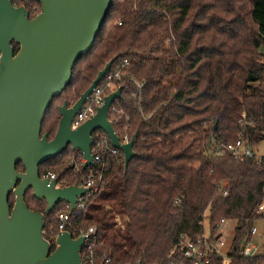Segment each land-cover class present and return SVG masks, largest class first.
Returning a JSON list of instances; mask_svg holds the SVG:
<instances>
[{
	"label": "trees",
	"instance_id": "16d2710c",
	"mask_svg": "<svg viewBox=\"0 0 264 264\" xmlns=\"http://www.w3.org/2000/svg\"><path fill=\"white\" fill-rule=\"evenodd\" d=\"M12 2L24 3L30 17L40 8L35 0ZM115 55L112 68L127 58L123 71L143 85L133 97L137 87L124 77L129 90L117 101L128 115L130 137L137 131L136 155L126 168L122 151L106 155L99 189L74 221L77 230L96 226V264L106 258L110 264L164 262L181 234L195 239L204 231V218L212 231L221 218L235 220L230 264H257L261 254L241 250L254 222L264 217L258 212L264 155L240 159L221 146L236 139L241 125L252 145L264 138V0H112L91 48L53 97L41 132L54 135L59 105L78 98ZM72 153L68 146L40 163L39 175L55 173L58 184L74 183L77 176L65 167ZM189 158L198 160L192 172L173 173L186 168ZM16 168L23 170V163ZM25 201L35 210L46 206L31 188ZM54 210L45 215V227L57 228ZM46 237L52 250L54 238Z\"/></svg>",
	"mask_w": 264,
	"mask_h": 264
},
{
	"label": "water",
	"instance_id": "95a60500",
	"mask_svg": "<svg viewBox=\"0 0 264 264\" xmlns=\"http://www.w3.org/2000/svg\"><path fill=\"white\" fill-rule=\"evenodd\" d=\"M35 1L40 8L30 17L24 3L0 0V264H84L80 250L85 235L73 237L69 230H58L51 250L42 229L45 215L57 203L65 200L73 208L78 195L88 189L77 182L58 185V176L39 175V165L68 146L82 152L84 166L94 164L91 133L101 128L122 151L126 168L136 155L137 131L122 142L108 118L109 106L121 96L123 85L106 94L94 114L71 127L73 116L111 68L115 55L71 105L66 100L59 105L54 135L48 138V132H41L53 97L69 83L76 59L91 48L112 0ZM12 41L18 44L16 51ZM19 161L23 170L16 168ZM28 188L46 201L43 211L27 205Z\"/></svg>",
	"mask_w": 264,
	"mask_h": 264
},
{
	"label": "built area",
	"instance_id": "2783aa9c",
	"mask_svg": "<svg viewBox=\"0 0 264 264\" xmlns=\"http://www.w3.org/2000/svg\"><path fill=\"white\" fill-rule=\"evenodd\" d=\"M121 23V21H117ZM127 58H123L121 62L116 64L114 68H111L104 74L99 80L96 86L92 89L88 95L86 101L77 110L71 121V127L75 128L85 119L90 117L97 111V108L103 103L104 96L109 92L114 91L118 86L123 85L122 91L129 90V87L123 84L121 81L124 77L128 83H134L137 90H131V96L138 97L143 81L138 80L135 76L123 71V66L127 63ZM122 93V92H121ZM120 98V97H119ZM109 106L108 118L112 122L114 130L118 134L120 141H128L130 139L129 129L130 124L128 122V115L124 113L122 107L117 103L118 99ZM125 115V119L122 120V116ZM245 113L242 112V118L240 122L245 121ZM244 126L237 134L234 141L222 145L223 150L228 151L236 158H244L250 156H256L254 151V145H252L249 139L244 134ZM92 142L90 144V150L93 154L94 164H88L84 166L85 157L79 149H74L71 158L66 164V168H69L71 172L77 176L75 182L78 185L84 186L88 189L85 194L78 195L77 200L73 208L67 201H60L54 207L53 218L57 220V228L52 226H43V234L49 235L55 238L58 230H69L73 237L78 235H85V241L81 246L80 256L84 264H96L94 247L98 243V232L95 225L90 224L85 228L76 229L74 226L75 218L83 211L86 206V201L91 192L97 191L102 180L103 168L105 164L106 155L111 154L117 156L120 153V149L111 143L108 134L101 128L95 129L91 133ZM256 158H258L256 156ZM86 167V169H84ZM49 176L53 178L57 176L55 173H48L43 176ZM60 185V184H58ZM179 197H176L174 202L178 203ZM258 212L264 214V199L259 205ZM118 224L123 225L122 219L119 215L115 216ZM226 219L221 218L213 227V231L208 226V231H204L199 234L195 239L191 238L187 234H181L178 242L170 249L164 262H147L146 264H230L231 255L229 250L231 242L227 244L225 238L221 232L222 222ZM203 223V221H202ZM204 225V223H203ZM257 231V228L253 225L249 232L241 253L245 256H253L257 253L261 254L262 258L258 260L257 264H264V244L260 249L255 242L252 241L253 234ZM227 244V247L225 248ZM175 256L179 257L176 258ZM102 264H110V259L106 258ZM124 264H135L131 261Z\"/></svg>",
	"mask_w": 264,
	"mask_h": 264
},
{
	"label": "rangeland",
	"instance_id": "374dc122",
	"mask_svg": "<svg viewBox=\"0 0 264 264\" xmlns=\"http://www.w3.org/2000/svg\"><path fill=\"white\" fill-rule=\"evenodd\" d=\"M74 100L75 99H71V100L67 101L68 105H71L74 102ZM97 129H99V128H97ZM254 151H255V154L258 158L261 157L262 155H264V138L260 139L254 145ZM197 162H198L197 159L189 158V159H187L186 168H184L183 170L174 171L173 173H176L179 171H182L184 173L192 172L195 169ZM143 168L152 169V166L150 163L144 162ZM161 173L164 175H168V174H171L172 172H168L167 170H161ZM203 223H204V229L207 232L208 231L207 218H204ZM235 224H236L235 220H232V219H226L225 221L222 222L220 230H221L222 235L225 238V241L227 242V244L230 243L232 238H233ZM254 226L257 228V231L253 234L252 241L255 242L260 249H262L263 244H264V217L257 219L254 222ZM227 244H226L225 248L227 247Z\"/></svg>",
	"mask_w": 264,
	"mask_h": 264
},
{
	"label": "flooded vegetation",
	"instance_id": "af4514ba",
	"mask_svg": "<svg viewBox=\"0 0 264 264\" xmlns=\"http://www.w3.org/2000/svg\"><path fill=\"white\" fill-rule=\"evenodd\" d=\"M41 211V210H40ZM54 247H55V245H54Z\"/></svg>",
	"mask_w": 264,
	"mask_h": 264
}]
</instances>
